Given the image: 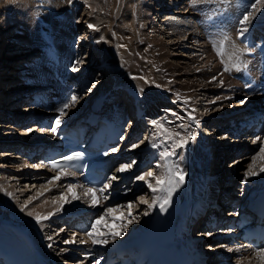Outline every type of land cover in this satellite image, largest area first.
Segmentation results:
<instances>
[{"label": "rangeland", "instance_id": "obj_1", "mask_svg": "<svg viewBox=\"0 0 264 264\" xmlns=\"http://www.w3.org/2000/svg\"><path fill=\"white\" fill-rule=\"evenodd\" d=\"M2 1H4V3L5 2L7 3V0H0V3H2ZM49 1L50 0H44V2L42 0H33L31 10L36 11V8H38L40 5H42L41 3H43L45 5L48 4V6H50L52 13L50 15H47V13H44L45 17H43V20L46 22L49 20H50V22H54L55 21L54 17L57 18L56 22L59 23L58 25H61V31L57 32L56 39H60L61 46L64 45L62 43V41L63 42L65 41L64 35H66V34L68 35L71 32L72 26H71V24L68 25V23H70L68 21V19H70V17H71V19H75V18L77 19L78 18V20L80 18H82L80 21H83L82 25L80 24V27L76 26L75 33L73 32L74 27L72 28V34L76 35L78 40H82V38H83L85 40L84 43H87V44H81L76 55L73 56V58L77 57V60L80 58L79 63H78L79 68H77V69H79V70L81 69L82 71H84V70L87 71L86 76L87 77L90 76L87 79L88 83H87L86 89L83 91L82 94H80V98H79V102H78L80 105V108L78 110H76V112H78L80 110H83V107L87 108L88 105L91 103L92 99L96 98L95 96L99 95L100 93H104L105 91H109L111 85L113 86V83L115 81L114 76H116L117 73L121 74L119 76V78H120L119 82H121V81L125 82L128 80L127 75H125L127 73H125V74H122L123 72L119 73L120 67L121 66L125 67L126 66L125 62H127V60L125 61L123 59L124 58L123 54L122 55L119 54V49H121V47L118 48L117 47L118 45H116V43L118 41H120V40H117L118 34L116 35V33L118 31L117 27H120V26H118L119 17L125 11L129 12V10L127 7H126L127 9L125 8L124 0H74L75 2H73L72 4H69V3L65 4V0H56V1L54 0L52 4H50ZM144 1H143L144 6H141V5L135 6V4H133V7H135V8L137 7L138 10L144 12L145 15H148V19L146 21L147 23L145 22L144 30L141 32L142 39L146 40V39L150 38L151 40H157L162 44L167 43L168 38H170V36H172L171 39H175L176 38L175 37V30H173V29H171L170 31H168L167 29H165L163 31H159V29H158V32H154L153 29H154V27H155V29L157 27H161L160 22H162V21L159 22L158 17H160L161 19H165L166 16L168 18H173V19H176V18L179 19L182 17L180 15H176L175 13L173 14L172 12L162 13L161 12L162 10L161 11L159 10L160 9L159 6L157 7L158 10L152 9V11H151V9L148 8L147 5H145V3H151V2H153V0H149V1L146 0L145 3H144ZM212 1L213 0H210V1H208V3H210V5H212L213 4ZM249 1L246 0V2H244V3H246V5L249 6V8H248L249 11L253 12V9H250L252 2H251V0H249ZM232 2L237 4V2L235 0H233ZM132 3H135V1H133ZM189 3H190V0L189 1L185 0L181 5L180 4L171 5V3L169 1L167 4H165L166 7H164V9L170 10V9H172V7L174 8L173 10H175V11H177L176 8H178V7H180V8L186 7V9H188L186 4H189ZM204 3H205V1H201V3L199 4L200 8H203ZM190 4H192L194 6L193 2ZM0 5L4 6V7H0V23H3V25H10V26L14 25V22L12 20H18L19 19L18 12L13 10L14 5H9V6L8 5H2V4H0ZM152 5H154V2ZM168 6H170L171 8ZM215 6L213 7L214 9L213 8L211 9L212 12L210 10H209L210 11L209 13H208V11H206L207 13L204 12L203 16L209 17V15L211 13L216 15V13L214 11H216V12L220 11L221 12V11H223L222 10L223 8L225 11L227 9V7L222 8V6H219V5H215ZM217 6H219V7H217ZM84 7L86 8V10L84 9V11H83V13L86 16L85 18H83L84 14L81 13V11L78 12L79 9H82ZM50 8L48 10H50ZM161 8H163V7H161ZM215 8H216V10H215ZM43 10L48 11L47 9H44V8H43ZM87 10H88V12H87ZM173 10H171V11H173ZM85 12L88 13V15H86ZM190 12H191V14L193 13L192 10ZM195 12L198 13V9ZM69 15H70V17H68ZM156 15H158V16H156ZM194 15H196V14L193 13V17L185 15L187 17V21H190L189 19H191V21L188 22L189 24H191L193 26L192 29H190L188 27L190 32H194L193 33L194 38H192V36H191V38L188 42L192 41L191 39H193V41L195 40V41H198L202 44L199 43V46L196 48L193 47V49L186 48L189 46V43L186 44V41L181 42L182 44L180 45V47H177V46L169 47L170 46L169 44H163V46H164L163 49L167 54V56H165L164 59H166L165 62H167L168 66H171V65L180 66L181 68H179L178 70H182V69L189 70L190 69V74L188 77H190V79H192V80H189V79L186 80L185 78H180V80H178V83H181V82L183 83V80H186V83L188 85L186 84L187 86H185V87L189 88V89H186L187 91H185L187 95L185 96V94H184V96H181V99H179L177 101V100L170 99V96L173 94V91H175V87H174V89L171 90L172 92L170 90L167 91L164 89H160L158 91L155 90L153 88L154 87L153 84L148 85L146 83V81H143V79L141 77L143 69L146 68V70H147L146 66L145 67L143 66L142 68L140 67V70L138 69L139 71L137 73H132L131 75L128 74L131 77H133V80L131 81V86L129 85V89L127 88L126 90L129 91L132 88H134L133 90H131V93H133V95L136 97V99H139V100L144 99V96L152 97V98H150L152 101H154L157 105L161 104L159 106H163V107H160V108H162L163 113H167L166 110H168L171 114L173 112L181 114L183 112V109H186L190 112L192 109H195V111L191 112V113H192V115H194L197 118L203 117V116H199L200 113H206L205 116H209L210 114H212L216 110H218V111L214 112V113H218L219 115L220 114L222 115V114H225L226 112L232 110V107L234 108V106L237 105L238 102L243 101V94L239 95L238 88L235 86V84H233L234 80L228 76V73H224L223 68H222V64L220 61V57H218L216 55V53L213 51L212 46L210 47L211 49L210 48L206 49V54L203 53V50H205V48L203 49V45L204 46L205 45L206 46L212 45V43H211L212 41L209 38H207V39L204 38V36H203L204 32L198 28L199 24H200L199 20H197L198 16L196 15L197 18H195ZM239 15H240V13H234L231 15V17H238ZM255 15L259 16L260 14L255 13V11L253 12V17L250 19V22L246 25L247 29H250L251 27H253V23L264 24V17L263 16L262 17H256ZM48 18H49V20H48ZM102 19H103V21H102ZM144 19H145V17H144ZM238 19L239 18H236V21ZM65 21L67 22V24H65L66 23ZM71 22H73V20ZM89 23H91L92 25L95 26V30H91L87 27V25ZM170 23H168V24H170ZM185 23H186V21H185ZM75 24H77L76 21H75ZM109 24H111V25H109ZM235 24H236V22H235ZM235 24L233 23V28L235 27ZM16 25H17V23H16ZM110 26H112L111 30L109 31L110 38L108 37V39H106V38H104L103 33L105 32V27L108 28ZM167 26L169 27V25H167ZM194 28L197 30L195 31ZM37 29H40L39 25H38ZM58 29H59V27H58ZM21 30L23 31V28H21V26H18V27L15 26L14 29H11L10 31H8V34L7 33H6V35L4 34V37L6 36V38H5L6 42L4 44V48L10 45V47H11L10 52L11 53L15 54L18 52L19 49L17 51L12 52V49H15L17 47V45L18 46H24V45L26 46L28 44V42L24 39L25 37H24V35H22L23 32ZM121 30H122V28L120 29V31ZM183 30H185V29H183ZM25 31L26 30H24V33H25ZM62 33H63V36L61 35ZM168 33H170L171 35ZM32 34H34L36 36L35 33L32 32ZM59 34L62 38L59 37ZM114 34L117 36L116 39H115V36H113ZM15 36H18V37L14 38ZM37 37L39 39L38 42L41 45H43V46L47 45L46 39H45L46 43H42L41 38H40V34L37 35L36 38ZM42 37H43V39L45 38L44 36H42ZM199 38H200V40H198ZM56 39H54L55 43H56ZM70 39H71L70 43L73 44L72 37ZM208 39L210 40V42L207 44L206 40H208ZM0 40H1L0 41V45H1V43L4 41V39H0ZM54 40L52 43H50L53 46L50 45L48 47L51 50H53V47H54V44H53ZM132 42H133V44H132V46H133L135 44V41L132 40ZM145 42H147V41H145ZM77 43L79 45V41ZM119 46H122V45L120 44ZM183 46H185V50H184ZM57 47H59V46H57ZM122 47H123L122 49L125 50L126 46H122ZM4 48L2 50V55L0 57V61L2 59H7V60L11 59L8 57H3L4 53H5ZM59 48H61V47H59ZM74 48H75V45H74ZM37 49H39V48H37ZM8 51H9V49H8ZM38 51H41V50L39 49ZM11 53L9 55H11ZM37 53H40L41 59H44V53L43 52H37ZM37 53H35L33 55V58H30L28 61H21V62L18 61L17 62L18 67L13 68V70L15 69L16 75L22 74L21 69H23L25 67H26V69H29V68L34 67V65L37 64V63L34 64V62H33L28 67V65L30 63L29 61H32ZM64 54H65V52L63 53V55ZM225 54H226V52H225ZM168 55L170 58H167ZM224 58H225V56L223 57V59ZM12 61L13 60H11V61L9 60L10 63ZM24 64H28V65H24ZM39 64H42V63L39 62ZM11 65H12V67L16 66V64H14V63ZM204 73H206L207 76L210 75L212 77H215V79L213 80L214 83L210 81L211 78L206 79L207 76ZM130 76H129L128 81H130ZM106 77H108V78H106ZM222 79H224V80H222ZM174 80L172 81V79H171V82L168 81L167 86H169V88L170 87L172 88L176 84V82ZM193 80H194V82H193ZM7 81L1 82L4 89L6 87L9 88L11 86V82L8 83ZM221 81L222 82L224 81L223 86H221ZM21 82H23V81H20V83ZM30 82H31V80H30ZM169 82H170V84H169ZM171 83H173L174 85ZM123 85L125 86L126 84L124 83ZM233 85L235 86L234 87L235 89L232 87ZM178 86H179V84H178ZM181 87L184 88V85ZM155 91H157V92H155ZM200 91L203 94H205V97L199 95ZM232 91H234V92H232ZM153 93H157V94L161 93L160 95H164L165 98H163L162 100H160V99L157 100L158 96L154 97ZM128 99H129V97H128ZM207 100H209V101H207ZM169 101L172 104L174 102H176V104H173V105L168 104V103H170ZM247 102H249V101H247ZM256 102H260V101L257 99ZM15 104H16L15 105L16 108L17 107L23 108V106L29 105V102H26L25 105L19 104V102L15 103ZM129 105H130V99H129ZM155 105H153V107ZM142 107L150 108V106H147V104L142 105ZM9 108L11 109V107H9ZM169 108H172V109L169 110ZM205 108H207V109H205ZM70 109H72V108H70ZM164 109H166V110H164ZM5 111L6 112H4V111L0 112V116H3V119H6V120H3L0 117V125H1L0 126V138H1L0 151H8L7 154L9 156L6 155L3 158H0V161L2 160L4 162H6V164H4V165H6V167H7V168H4V167L0 168V189H1L0 195H3V193L7 194L8 198H10V207L15 211V213L19 217H23V216L35 217L37 215L43 216L45 214H48L49 212H54L60 206V199H59L60 196L64 195L69 201H72V199H71L72 193L68 191V188L63 187V185H56L55 186V184L53 182L44 183L42 181V179L43 178H45V179L49 178V176L45 175V174L40 176L39 179L36 182H34V180H35L34 177H32L30 175V173H28L29 169H26L27 172L25 171V167H26L24 165L25 159L21 155L17 154V152H15V150L20 147L19 145L24 144V142L21 141V138H27L28 134L33 133L36 136H33L32 138L36 139V138H38V134L35 132L34 126L23 124L24 120H28L29 116L24 117L23 115H19L20 117L9 120L10 116L8 115L9 114L8 108L5 109ZM206 111H209V112L207 113ZM155 112H161V109H155L154 108L152 113H155ZM22 114H28V113H26V111H25V113H22ZM213 115H215V114H213ZM7 116H9V118ZM177 117H176V119H177ZM185 117H186V115H185ZM211 117H213V116H211ZM211 117H210V119H211ZM7 118L9 121L8 124H7ZM153 118H155V116H153ZM208 121H210V120L208 119ZM206 123H208V122H206L204 120V124H201L200 128H202V126H204ZM181 124H182V119H179V121L177 123H173L172 125H169V124H165V125H166V127L175 130L176 128H178V125H181ZM29 126L31 128H29ZM205 126H208V125H205ZM209 128L212 129L213 127H209ZM23 129H24L23 133H25V135L21 136L19 134L22 132L21 130H23ZM205 129L202 128L201 131L199 130V132H203V134L205 132L207 133V131H209V129L207 130V127ZM212 131L218 132L216 129H214ZM184 132L190 133V135L192 134L190 127L187 130H185ZM215 135H216V138H219L218 137L219 134H215ZM33 139L29 140V141L32 142V141H34ZM141 140H143V138ZM19 141H21V142H19ZM224 141L225 140L222 139V141L220 140V143H224ZM130 142H132V140ZM237 144H239V143H236V145ZM258 144L259 145L256 148V150H254L253 145H248V147L250 149L254 150V152L252 154H250L251 156L247 155L246 159H243V157H236V158L228 160L223 165V167L225 168L233 162L236 163L233 166L234 167L233 171L230 173V175H228V176H231V177H229V180H230V186H231L232 191H234V190L239 191V190H242L243 188H245L244 193H248L256 187V184L258 182H260L261 180L264 181V173H261L257 176H254V177H249L246 182H245V178H244V173L246 171H248V166L250 163H252V157L259 152L260 146L264 145V138H262L260 140V143L258 142ZM233 147H235V146H233ZM197 153H198V150H197ZM148 155H149V153H146L144 155H139V158H138L139 160L137 159L138 163L142 162V157H143V160L145 159V161H148L149 160ZM15 157H17V158H15ZM237 159H241L242 161H240V160L237 161ZM195 160H196V156L192 157V161H193L192 164H194L193 166H195V163H194V162H196ZM204 162H205V160H204ZM129 163L131 164V162H129ZM10 165L12 166V168H9ZM136 165H134V167ZM261 165H264V160H257L255 163V169L257 171H259V168ZM33 170H34V167L31 169V171L33 172ZM149 171L153 172L154 170H148V171H146V173L144 172V174L142 176L145 177V180H138V179L134 178L133 181L136 180L134 182V184H137V183L140 184V182H141V184L143 183V184H146L147 186H148V183L155 184L154 180H153L154 178H150L146 175L147 172H149ZM11 172L13 174H11ZM16 173L17 174L23 173V175L25 174L24 177H26V180H21V176L16 175ZM27 173H28V175H27ZM36 173L37 172H34V174H36ZM35 176H37V175H35ZM31 177H32V179H31ZM225 177H227V176H225ZM57 184H59V183L57 182ZM54 186L56 187V189L49 190ZM258 189H257V191H258ZM72 191L75 192V194L78 196V194L76 193L74 188ZM138 195H139L138 196L139 198L141 196H143L145 198V200L148 201L147 200L148 197H146V193H142V194H138ZM147 196H148V194H147ZM139 198L136 200V202L128 203L127 206L125 205L126 209H124L125 207L121 206V210L118 209V211H117V213H119V212L120 213L116 216L103 214L104 219H103V221L100 220L101 222L98 225L97 231L100 233L101 232L107 233L109 231H116V230L122 231L123 223H126L129 219H131L132 223L130 224V226H128V228L135 226V232H136L138 227L141 226L144 222H146L147 221L146 219H148L149 215L151 214V211H148L149 209L145 208V204H141ZM28 201H31L30 203H28V207L24 211H21L22 205H24ZM75 201H80V199L75 200ZM0 203H2V202H0ZM3 203H5V199H4ZM122 203H123V201H120V203H118V204L120 205ZM129 205H131V208H129ZM6 207H8V206L6 205ZM138 209H139L141 214L135 216V210H138ZM64 210H67V209H64ZM129 212H131V214L133 213V216L132 215L129 216L128 215ZM145 212H148V215H145L144 214ZM29 213H33V215H29ZM0 215H1V213H0ZM134 217H135V219L136 218L139 219L140 217H142V221H144V222H142V223L139 222L140 224H138V222L136 220H134ZM0 219H1V216H0ZM27 219H29V218H27ZM122 219H125V220H122ZM17 221L18 220L16 219L15 222L18 223ZM49 224H52V223L49 222V223L39 225L37 227V230L39 229L41 231L42 228L47 227V226L49 227ZM46 231H48V232L45 234L44 233H42V234L47 236V237L50 235L52 237L51 240L55 239V241H57V245H58L59 239H56V237H55L56 232L52 233L53 230H48V229ZM31 233H32L31 231H28V234H31ZM123 233H126V230H123ZM65 236H66V234H65ZM68 237H63L62 239H68ZM121 239L123 240V237ZM109 240H110V245L113 246L116 242L119 241V238H117L115 240V242H111V237H109ZM61 247H62V245H61ZM114 247H117V246H114ZM59 251H60V248H59ZM205 251H207V250H205ZM249 259H251V257ZM257 259L258 258H256V259L254 258V261L250 264H264V262H263L264 258L261 259V261H259V262H255V260H257ZM88 263L90 264L93 262L91 261ZM247 263L249 264V262H247Z\"/></svg>", "mask_w": 264, "mask_h": 264}, {"label": "bare ground", "instance_id": "obj_2", "mask_svg": "<svg viewBox=\"0 0 264 264\" xmlns=\"http://www.w3.org/2000/svg\"><path fill=\"white\" fill-rule=\"evenodd\" d=\"M43 2H44V0H42ZM53 1L54 0H50L49 1V3L50 4H52L53 3ZM56 1V0H55ZM133 1H135V3H132ZM143 1L144 0H124V5H125V8L127 7L128 8V10H129V12L127 11H125L120 17H119V22H118V26H120V27H117V29H118V31H117V33H116V35L118 34V39L117 40H120V41H118L117 43H116V45H118L117 47L119 48V47H121V49H119V54H123V56H124V60L126 61L127 60V62H125V64H126V66L124 67V66H121L120 67V72L119 73H121V72H123L122 74H125V73H127V74H125V75H127V78H128V80H129V76L132 74V73H137L139 70H140V67L142 68L143 66L145 67H147V70H146V68L145 69H143V72H142V79H143V81H146V83L148 84V85H152L153 84V88L155 89V90H160V89H164V90H172V89H174V87H175V91H173V94L170 96V99H173V100H179V99H181V96H184V94H185V96L187 95L186 94V92L185 91H187L186 89H189V88H186L185 86H187L188 84L186 83V80H192V79H190V77H188L189 76V74H190V69L189 70H185V69H182V70H178L179 68H181L180 66H176V65H171V66H168V64H167V62H165V60L166 59H164L165 58V56H167V54H166V52L164 51V49H163V44H169L168 46L169 47H173V46H177V47H180V45L182 44L181 42H183V41H186V44H188L189 43V46L188 47H186V48H191V49H193V47L194 48H196V47H198L199 46V43L200 42H198V41H193V39H191L192 41H190V42H188L189 40H190V38H191V36H192V38H194V36H193V33L194 32H190V30H189V28L190 29H192L193 28V26L191 25V24H189L188 22H190L191 21V19H189L190 21H187V17L186 16H192L193 17V13H195L197 16H198V18H197V16L196 15H194V17L195 18H197V20H199V29L201 30V31H203L204 32V38H209L211 41H213V40H216V41H219V39L221 38V36L224 34V33H231V32H234V28H233V23L235 24V22H236V18H240L241 16H242V10H245V9H247V7L249 8V6L248 5H246V3H244V2H246V0H235L236 2H237V4H235V3H233L232 1L233 0H213L212 2H213V4L212 5H210V3H208V1H210V0H190V3H192L193 2V4H194V6L192 5V4H186L187 5V7H188V9H186V7H178V8H176L177 9V11H175V10H173L174 8L172 7V9H170V10H167V9H164V7H166L165 6V4H167L169 1H170V3H171V5H177V4H182L185 0H153V2H154V5H152L153 4V2H151V3H145V1H144V3H145V5H147V7L148 8H150L151 9V11H152V9L154 10V9H156V10H158L157 9V7L159 6L160 7V11L162 12V13H165V12H172L173 14L175 13L176 15H180L182 18H179V19H173V18H168L167 16H166V18L165 19H161L160 17H158L159 19V22L160 21H162V22H160L161 23V27H157L156 29H155V27H154V32H158V29H159V31H163V30H165V29H167L168 31H170L171 29H173V30H175V39H171L172 38V36H170V38H168V41H167V43H160L159 41H157V40H151L150 38L149 39H146V40H143L142 39V37H141V32L144 30V24H145V22L147 21V19H148V15H145L144 14V12H142V11H140V10H138L137 9V7L135 8V7H133V4H135V6L136 5H141V6H144V4H143ZM147 1H149V0H147ZM189 1V0H188ZM201 1H205V3H204V5H203V8H200V6H199V4L201 3ZM242 1V2H241ZM249 1V0H248ZM73 2H75L74 0H65V4H67V3H69V4H72ZM139 2V3H138ZM142 2V3H141ZM211 2V3H212ZM250 2V1H249ZM251 2H252V0H251ZM6 3V2H5ZM4 3V1H2V3H0V4H2V5H14V7H13V10L14 11H16V12H18V14H19V19L18 20H12L13 22H14V25H3V23H0V39H4V41L1 43V45H0V57H1V55H2V50H3V48H4V44H5V42H6V36L4 37V34L6 35V33L8 34V31H10L11 29H14L15 28V26L16 27H18V26H21V28H23V33H22V35H24V39L28 42V44L25 46H18L17 45V47L15 48V49H12V52H14V51H17L18 49V52L17 53H11L10 52V49H11V47H10V45L9 46H7V47H5L4 48V51H5V53H4V56L3 57H8V58H11V59H9L10 61L11 60H13L11 63L9 62V60H7V59H2L1 61H0V112H2V111H4V112H6L5 111V109H7L8 108V110H9V116H10V119L9 120H12V119H15V118H18V117H20L19 115H23L24 117L25 116H29V117H32L34 114H31V113H28V114H22V113H25V111L26 112H29V110L31 109L32 110V108H30L29 107V105H25V106H23V108H16V104L15 103H17V102H19V104H26V102H28V100L27 99H25L26 98V96H24V95H22L23 94V92H24V90H26V89H28L30 92L29 93H32V91L34 90V89H38L39 87H38V85H40L39 83H37V82H35L34 83V85H33V87H25L24 85H23V83L21 82L20 83V81H28V82H30V80H31V82H34V81H38V82H44V81H46V82H48L50 79H51V75L53 74V71L56 69V64H55V53L53 54V55H51V49H49L48 47L51 45L50 43H52L53 42V40L54 39H56V37H57V32L59 31V29H58V27H59V23H57L56 21H54V22H50V20H49V18H48V20L49 21H47L48 23L46 24V26H45V24H42L43 26H42V30L40 31V29H37L38 28V18L39 19H41V21H43L44 22V20H43V16L42 15H39L41 12H43L42 10H43V5H40L38 8H36V11L35 10H31L32 9V3H33V0H7V3L5 4ZM46 3V2H45ZM42 4V3H41ZM249 4V3H248ZM48 5V4H47ZM179 5V6H180ZM215 5H219V6H222V8L223 7H227V9H226V11L224 10V8L222 9L221 7V9L223 10V11H219V12H216V11H214L215 13H216V15L215 14H213V13H211L210 15H209V17L207 16V17H205V16H203L204 15V12H206V11H208V13L211 11L212 12V8L215 6ZM264 4H257V8H256V10H253V12L255 11V13H258V14H260L259 16H256V17H264V6H263ZM199 6V7H198ZM219 6H217V7H219ZM0 7H4V6H1L0 5ZM161 7H163V8H161ZM168 7H170V6H168ZM216 7V6H215ZM126 8V9H127ZM171 8V7H170ZM84 9L86 10V8L84 7V8H82V9H79L78 10V12H80L81 11V13H83V11H84ZM113 9V8H112ZM197 9H198V13H196L195 11H197ZM214 9V8H213ZM4 10V9H3ZM74 10V9H73ZM171 10H173V11H171ZM179 10V11H178ZM192 10V14H191V11ZM210 10V11H209ZM215 10H216V8H215ZM219 10V9H218ZM217 10V11H218ZM49 11V10H48ZM111 11V10H110ZM7 12V11H6ZM13 12V11H12ZM87 12H88V10H87ZM156 12V11H155ZM37 13V14H36ZM86 13V12H85ZM111 13V12H110ZM157 13V12H156ZM207 13V12H206ZM205 13V14H206ZM234 13H240V15L238 16V17H231V15L232 14H234ZM17 14V15H18ZM79 14V13H78ZM84 14V13H83ZM16 15V16H17ZM86 15H88V13H86ZM186 15V16H185ZM8 16V15H7ZM156 16H158V15H156ZM185 16V17H184ZM68 17H70V15L68 16ZM74 17V16H73ZM86 16H85V14H84V16H83V18H85ZM144 17H145V19H144ZM75 18V17H74ZM127 18V19H126ZM156 18V17H155ZM230 18V19H229ZM53 19V18H52ZM82 18H80L79 20H78V18L76 19H71V17H70V19H68V21L70 22V23H68V25L69 24H71V21L73 20V21H76L77 22V24H75L74 23V27H80V24L82 25V23H83V21H80ZM71 20V21H70ZM64 21V20H63ZM102 21H103V19H102ZM185 21H186V23H185ZM66 22V21H65ZM64 22V23H65ZM80 22V23H79ZM171 22V23H170ZM16 23H17V25H16ZM147 23V22H146ZM168 23H170V24H168ZM194 23V22H193ZM65 24H67V22L65 23ZM79 24V25H78ZM254 24V23H253ZM109 25H111V24H109ZM167 25H169V27L167 26ZM196 26V25H195ZM189 27V28H188ZM111 28H112V26H110V27H108V28H106L105 27V32L103 33L104 35V38H106V39H108V37L110 38V36H109V31L111 30ZM122 28V30L120 31V29ZM37 29V30H36ZM70 29V28H69ZM183 29H185V30H183ZM195 29V28H194ZM256 31H257V33H259V34H262L263 36H260V35H257V33H256V36H258V37H260V38H262V39H264V24H256V26H255V28H254ZM24 30H26L25 31V33H24ZM197 29H195V31H196ZM115 31V30H114ZM32 32L33 33H35L36 34V36L37 35H39L40 34V38H41V41H42V43H46L45 42V39L47 40V45H41L39 42H38V37L36 38V36L34 35V34H32ZM63 32V31H62ZM73 32L75 33V28H73ZM102 33V32H101ZM130 35H129V34ZM164 33V32H163ZM198 33V32H197ZM168 34H170V33H168ZM50 35V36H49ZM62 36H63V33L61 34ZM115 34L113 35V36H115V39H116V36ZM171 35V34H170ZM179 35V36H178ZM201 35V34H200ZM42 36H44L45 38L43 39V37ZM202 36V37H203ZM13 37V36H12ZM11 37V38H12ZM18 36H15L14 38H17ZM71 37V36H70ZM167 37V36H166ZM169 37V36H168ZM201 37V38H202ZM213 37V38H212ZM62 38V37H61ZM66 37H65V41H66ZM157 39V38H156ZM208 39V40H209ZM132 40H134L135 41V44L132 46V44H133V42H132ZM198 40H200V38L198 39ZM1 41V40H0ZM64 41V42H65ZM84 39L82 38V40H79V45H81V44H87V43H84ZM94 41V40H93ZM145 41H147V42H145ZM64 42L62 41V43L64 44ZM230 42V41H229ZM233 42H235V44H236V46L238 47V48H244V47H241V45L239 44V40H236V39H233V41H231L230 42V44L228 45V47L226 48V54L224 55L225 56V58H224V61H225V63H228V53H230V52H232L233 51V49L231 48V50H230V46H231V44L233 43ZM89 43V42H88ZM92 43V42H91ZM256 43L258 44L259 43V41H256ZM54 44V43H53ZM122 45V46H126L125 47V50L124 49H122L123 47L122 46H119V45ZM162 44V45H161ZM184 44V43H183ZM200 44H202V43H200ZM205 44V43H204ZM208 44V43H207ZM56 45L57 46H59V47H61V43H60V39H56ZM149 45V46H148ZM3 46V47H2ZM51 46H53V45H51ZM148 48H147V47ZM212 45H203V49L205 48V50H203V53H205L206 54V49L208 48H210ZM58 47V48H59ZM146 47V48H145ZM184 47V50H185V46H183ZM14 48V47H13ZM37 48H39L41 51H38L39 49H37ZM49 50H48V49ZM8 49H9V51H8ZM60 49V48H59ZM211 49V48H210ZM228 49V50H227ZM117 50V49H116ZM187 51V50H186ZM11 53V55H9L10 53ZM37 52H43L44 53V59H41V57H40V59L39 60H37V62H35V63H37L36 65H34V67H32V68H29V69H26V67L25 68H23V69H21V75H16V72H15V69L13 70V68L14 67H18L17 65H18V61L19 62H21V61H28V59H30V58H33V55L35 54V53H37ZM54 52V51H53ZM62 53H64V52H62ZM65 55V54H64ZM180 55V54H179ZM56 58L58 59V61H59V67L61 68V69H64V68H66V66H67V63H69V61L68 60H66V58L65 57H63V55H59V57H58V54H56ZM190 57V56H189ZM193 57V56H192ZM167 58H170L169 57V55H168V57ZM191 60V59H190ZM241 60L244 62L245 61V59H244V56L242 55L241 56ZM248 61V60H247ZM39 62H41L42 64H39ZM16 64V66H13L12 67V65L11 64ZM34 63V64H35ZM171 63V62H170ZM250 64H251V62H250ZM54 67V68H53ZM222 68H223V65H222ZM58 69V68H57ZM122 69V70H121ZM139 69V70H138ZM9 71V72H8ZM56 71V70H55ZM20 72V71H19ZM117 73V72H116ZM115 74V73H114ZM128 74H130V75H128ZM206 76H207V74L206 73H204ZM209 74V73H208ZM119 75H121V74H116V76H114L115 77V79L118 77ZM134 75V74H133ZM203 76V75H202ZM209 77V78H208ZM106 78H108V77H106ZM180 78H185L186 80H183V83L181 82V83H178V80H180ZM195 78V77H194ZM211 78V79H210ZM73 78H71V80H72ZM141 79V78H140ZM171 79H172V81L174 80L175 82H176V84L174 85L173 83H171V84H173L172 86V88L170 87L169 88V86H167V83H168V81H170L171 82ZM196 79V78H195ZM206 79H210V81L211 82H213V77L212 76H210V75H208L207 76V78ZM8 80V81H7ZM125 81V88L127 89V87H129V85L131 86V81L133 80V77H131L130 76V81ZM177 80V81H176ZM222 80H224V79H222ZM8 82V83H10L11 82V86L8 88V87H6L5 89L3 88V86H2V83L1 82ZM19 81V82H18ZM167 81V82H166ZM185 81V82H184ZM233 81V80H232ZM170 82H169V84H170ZM189 82V81H188ZM193 82H194V80H193ZM224 82V81H223ZM234 83L233 84H235V86L238 88V90H239V88H240V85H239V83L237 82V81H233ZM135 83V82H134ZM138 83V82H137ZM214 83V82H213ZM231 83V82H230ZM27 83H25V85H26ZM38 84V85H37ZM139 84V83H138ZM178 84H179V86H178ZM181 84V85H180ZM187 84V85H186ZM133 85V84H132ZM184 85V88H182L181 86H183ZM207 85V84H206ZM142 86V85H141ZM234 85L232 86L233 88L235 87ZM189 87V86H188ZM231 87V88H232ZM236 88V89H237ZM235 89V88H234ZM157 91H155V92H157ZM163 91V90H162ZM181 91V92H180ZM172 92V91H171ZM232 92H234V91H232ZM236 92V91H235ZM159 93V92H158ZM163 93V92H162ZM179 93V94H178ZM202 92L200 91L199 92V95H201V96H204L205 97V94H201ZM242 93H243V91H242ZM161 94V93H160ZM152 95V94H151ZM239 95H240V93H239ZM2 97V98H1ZM119 97H120V103L119 104H121V105H125V106H128L129 105V99H128V97L127 96H122V95H120L119 94ZM13 98V99H12ZM202 99V98H201ZM256 99V101H257V99L259 100V98H255ZM94 100V99H93ZM206 101V100H205ZM207 101H209V100H207ZM260 101V100H259ZM170 102V101H169ZM175 103V102H174ZM231 103V102H230ZM234 103V102H233ZM246 103V102H245ZM159 105H161V104H159ZM244 106L245 104H244V102H243V104H241L240 102H238L237 103V105H235L234 106V108L236 109V108H239L240 106ZM9 107H11V109L9 108ZM205 109H207V108H205ZM81 111V110H80ZM80 111H78V112H80ZM218 110H216V111H214V112H217ZM167 112V111H166ZM212 113V116L213 117H211V118H213V119H215L216 120V117L219 115L218 113ZM77 113V112H76ZM132 113H134V112H132ZM213 114H215V115H213ZM225 114H227V112L225 113ZM225 114H222V115H225ZM9 116H7L8 118H9ZM2 119H3V116H0ZM8 118H7V124H8ZM3 120H6V119H3ZM20 120V119H19ZM205 121H206V119H204ZM26 120H24V122H25ZM3 122V121H2ZM22 122V121H21ZM223 121L221 120V119H219V120H217L216 121V123H218V124H221ZM208 123H210V122H208ZM222 124H225L224 122L222 123ZM130 127L131 128H133V130H136V131H138V132H140L139 131V127H138V125H134V124H132L131 122H130ZM209 125V124H208ZM1 126V125H0ZM198 127L200 128V124L198 125ZM212 127V126H211ZM8 128V127H7ZM29 128H31L30 126H29ZM177 129V128H176ZM209 129V131H207V136L208 135H212L213 134V131L212 130H214L215 128H207V130ZM206 130V129H205ZM22 132L19 134V135H21V136H24L25 135V133H23V131H24V129L23 130H21ZM212 131V132H211ZM2 134V133H1ZM47 135H50V133L49 134H47ZM210 135V136H211ZM220 135V134H219ZM28 137L27 138H21V141L22 142H27L26 144H29L28 143V141L29 140H32L33 138V136H36L35 134H33V133H31V134H28L27 135ZM214 136V135H213ZM146 137H147V135H146V131H145V135L143 134V136H141L140 137V139H146ZM51 137H49L48 138V136H44L43 138H42V140H44V139H50ZM222 139H224V136L221 134L220 136H219V138H218V140L220 141H222ZM28 140V141H27ZM34 140V139H33ZM21 141H19V142H21ZM128 141L130 142L131 140H129L128 139ZM0 142H1V138H0ZM36 142H38V141H36ZM239 144H232L233 146H235V147H231L230 149H226L225 147H222L223 148V150L225 149V151L227 152L228 150H232V149H240V148H242L243 150H245V149H248L249 147H248V145H244V144H241V142H238ZM221 145H225L224 143H220ZM3 147V146H2ZM124 149V148H123ZM234 151V150H233ZM236 151V150H235ZM0 158H3L4 156H6V155H8L7 153H8V151H0ZM20 153V152H19ZM123 153H125V152H123ZM199 153V154H198ZM198 153L196 152L195 154H193V157L194 156H196V162H194L195 163V168L197 169L196 170V172H200V171H203L205 168V162H204V160H205V157H204V154L202 153V152H199L198 151ZM228 154H230V152L228 153ZM9 156V155H8ZM13 157V156H12ZM22 157H25V159H26V156H22ZM21 157V158H22ZM15 158H17V157H15ZM243 159H246V157H243ZM17 160V159H16ZM139 160V159H138ZM142 160H143V157H142ZM242 161L241 159H237V161ZM206 161V160H205ZM193 162V161H192ZM215 162H216V160H215ZM233 162V161H232ZM203 163V164H202ZM222 162L220 161V160H218L216 163H214L213 164V169H214V171H218V173L221 175V177L222 178H225V176H228V175H230V173L233 171V166H234V164H236V163H231V165H228L226 168H224V169H222V166H223V164H221ZM4 164H6V162H4V161H0V168L1 167H4V168H7L6 167V165H4ZM16 164V163H15ZM34 164V161H29V160H27V161H25L24 162V165L26 166L25 167V171L27 172V170L26 169H29V172L28 173H30V175L32 176V177H34V182H36L38 179H39V177L40 176H42V175H47V173H42L41 172V170H40V168L39 167H37L38 165H36V166H34L33 165ZM221 164V165H220ZM31 165H33V166H31ZM194 165V164H193ZM34 167V170H33V172L31 171V169ZM9 168H12V166L10 165L9 166ZM40 170V171H39ZM20 171V170H19ZM31 171V172H30ZM39 171V172H38ZM131 171V170H130ZM130 171H128V173L130 172ZM34 172H37L36 174H34ZM41 172V173H40ZM154 172V171H153ZM28 173H27V175H28ZM64 173H70V172H64ZM11 174H13L12 172H11ZM16 175H18V176H21V180H26V177H24L25 176V174L23 175V173H20V174H17L16 173ZM35 175H37V176H35ZM128 175H126V177H127ZM32 177H31V179H32ZM125 177V178H126ZM24 178V179H23ZM71 178H72V176H71ZM125 178H123V179H125ZM41 180V179H40ZM229 186V185H228ZM2 188V187H1ZM77 187H74V189H76ZM229 188V187H228ZM228 188H226V189H228ZM54 189H56V187L54 186V187H52L51 189H49V190H54ZM180 189V187L178 188V190ZM259 190V189H258ZM0 191H1V189H0ZM9 191V190H8ZM235 191V190H234ZM229 192H231V191H229ZM257 192V191H256ZM123 195L124 194H120L119 196H121L122 198H123ZM71 197H72V194H71ZM251 197H249L248 199H250ZM3 201H4V198H3V195H0V202H2V204H4L5 205V203H3ZM118 203H120V202H118ZM67 210H73V209H67ZM149 211V210H148ZM32 212V211H31ZM32 215H33V213H32ZM83 215V214H82ZM1 216V215H0ZM143 217V216H142ZM147 217V216H146ZM145 218V217H144ZM144 220V219H143ZM147 220V219H146ZM66 222L67 223H69V220L67 219L66 220ZM144 222V221H143ZM0 223H2V222H0ZM112 223V222H111ZM148 220L146 221V222H144L141 226H139L138 227V229L136 230V233H138L140 230H142V228H145L147 225H148ZM4 224V223H3ZM71 224H73V222H71ZM42 227V226H41ZM65 229H67V228H65ZM68 230V229H67ZM117 231V230H116ZM138 231V232H137ZM28 233V232H27ZM6 234H11V232L10 231H7L6 232ZM0 243H5L3 240H0ZM6 244V243H5ZM12 246V245H11ZM38 247V246H37ZM116 249L117 247H112V249ZM88 249V248H87ZM89 250V249H88ZM208 251V250H207ZM225 250H222V252H224ZM225 254H229L230 255V253L227 251ZM111 255V253H108V254H105L104 255V259L100 262V264H104V262L106 261V259L107 258H109V256ZM250 255H251V253H250ZM250 255H247L246 256V259H249L250 257ZM95 256H98V254H92L91 256H90V258H92V257H95ZM253 257H251V258H257V256L258 255H256V254H254V255H252ZM261 259H263L262 257H260V258H258L257 260H255L256 262H259V261H261ZM264 262V261H263ZM67 264H74V262H68Z\"/></svg>", "mask_w": 264, "mask_h": 264}, {"label": "snow or ice", "instance_id": "obj_3", "mask_svg": "<svg viewBox=\"0 0 264 264\" xmlns=\"http://www.w3.org/2000/svg\"><path fill=\"white\" fill-rule=\"evenodd\" d=\"M257 4H264V0H255V3L251 4V9L256 10ZM253 17L252 11H246L242 18L239 19L238 23L240 25V28L237 29L238 35L237 40H241L244 37V34L248 31L246 25L250 22V19ZM87 27L91 30H95V26L89 23ZM229 36L227 33H224L219 41L213 40L212 43V49L216 53L218 57H221V64L223 65V71L225 73H231L232 71L235 72H241L242 70L247 68L246 62H243L241 60V56L244 55L248 49L247 48H238L233 42L231 44V47L233 49L232 52L228 53V63H225L223 57L226 52V44L229 42ZM72 71H77L75 67H73ZM215 79V77H213ZM221 86H223V82L221 81ZM90 90V89H89ZM78 99L77 96L73 95L71 97V102H76ZM243 103V101H241ZM69 107V104L66 102L64 103L63 107L59 110L60 116L62 117L66 113L64 112V109H67ZM195 109H192L191 112H194ZM191 112L188 113L187 119L192 123H198L196 120V117L191 114ZM177 119H183L182 117H177ZM61 124V119L58 117L54 124L51 126L52 132L55 134L57 128ZM153 127L156 129V131L153 133L154 140L152 142L153 148H158L161 145L165 147V150L159 153L160 159L163 162L162 164H158V168H162V174L161 175H154L152 171L147 172V176L150 178L155 179V184L148 183V188L151 191L152 199L149 203L145 200L143 196H141L140 202L142 204H147V207L149 211H151L153 208L158 207L160 212H165L168 208V206L171 204L173 193L185 182V173L180 170L177 165L170 161V157L181 155L179 150L185 149L188 145L189 141L193 139L190 134L188 135H182L181 132L175 131L173 129H170L166 127L165 123L160 122H153ZM179 127L183 128L184 125L181 124ZM155 140H159L160 144H157ZM261 140L260 136H257L253 143H256L257 141ZM137 145H134L133 147H136ZM171 149V150H169ZM113 152L116 151L115 148L112 149ZM81 153L79 152H73L71 155H67L63 157V160L65 161L64 164L57 163L53 161L52 167L57 168L63 173V170L66 167L70 166L71 161L77 160L81 157ZM257 160H264V145L260 146L259 152L252 157V163L248 166V171L244 173L245 182L249 177L257 176L261 173H264V165H261L259 168V171L255 169V163ZM132 167L131 164H121L120 167L117 169L118 172H124ZM74 174V173H73ZM61 178L60 175H57L54 177V180H59ZM118 177L112 176L109 177L108 180L112 181L117 179ZM138 180H145L144 176H138L136 177ZM51 183V181H49ZM111 187L110 183H104L102 187H88L86 189V195L91 198V206L96 207L101 203V200L98 199V197L102 198L103 200H107L108 196L106 195L107 190ZM74 185L68 186V191L72 193V201L78 200L79 197L73 192ZM60 206L55 210V212L49 213L47 216H35L34 219L36 220V223H41L43 220L50 219L52 215H56L59 212L64 210V205L66 203H70L64 195L60 196ZM31 201L26 202L21 207V211H24L28 207V203ZM129 208H131V205H129ZM113 209L108 208L106 211L111 212ZM145 215H148V212L144 213ZM29 215H32V213H29ZM129 216H131V212L128 213ZM104 219V216L101 215L98 220L92 221L91 228L86 232V235L89 237L91 244L93 246L101 245L105 246L107 245L110 240L109 237H111V242H115L117 238L122 236L123 230H126L128 226L132 223V220L129 219L126 223L122 225V231H109L107 233L99 234L98 233V224L99 220ZM52 237H49V240H51ZM75 242L73 241H65V243ZM83 243V241H81ZM51 247V245H49ZM254 251L257 253L258 256L264 258V247H258L254 249ZM95 264H100L99 260L95 261Z\"/></svg>", "mask_w": 264, "mask_h": 264}]
</instances>
